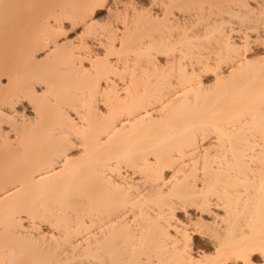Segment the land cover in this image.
<instances>
[{
    "label": "bare ground",
    "instance_id": "obj_1",
    "mask_svg": "<svg viewBox=\"0 0 264 264\" xmlns=\"http://www.w3.org/2000/svg\"><path fill=\"white\" fill-rule=\"evenodd\" d=\"M119 1L0 0V264H263L264 0Z\"/></svg>",
    "mask_w": 264,
    "mask_h": 264
},
{
    "label": "rangeland",
    "instance_id": "obj_2",
    "mask_svg": "<svg viewBox=\"0 0 264 264\" xmlns=\"http://www.w3.org/2000/svg\"><path fill=\"white\" fill-rule=\"evenodd\" d=\"M117 1L120 2L119 0H117ZM121 1H122V0H121ZM127 1H128V0H123L122 3L125 2L124 4H127V3H128ZM103 9H104V10H102V11L99 12V14H100L101 17L104 16V15H105L104 12H106V11H105V8H103ZM71 35H72V34H71ZM258 262H259V261H257V263H258ZM259 263H260V262H259ZM261 263H262V262H261ZM263 264H264V263H263Z\"/></svg>",
    "mask_w": 264,
    "mask_h": 264
}]
</instances>
